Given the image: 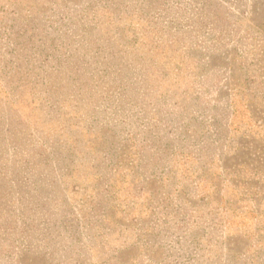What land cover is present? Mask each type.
I'll list each match as a JSON object with an SVG mask.
<instances>
[{
    "label": "rangeland",
    "instance_id": "1",
    "mask_svg": "<svg viewBox=\"0 0 264 264\" xmlns=\"http://www.w3.org/2000/svg\"><path fill=\"white\" fill-rule=\"evenodd\" d=\"M0 264H264V0H0Z\"/></svg>",
    "mask_w": 264,
    "mask_h": 264
}]
</instances>
